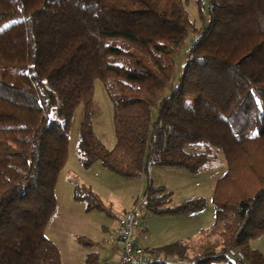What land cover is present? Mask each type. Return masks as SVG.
I'll return each mask as SVG.
<instances>
[{"label": "trees", "instance_id": "16d2710c", "mask_svg": "<svg viewBox=\"0 0 264 264\" xmlns=\"http://www.w3.org/2000/svg\"><path fill=\"white\" fill-rule=\"evenodd\" d=\"M95 80L112 104L111 149L92 128ZM78 107L84 169L99 162L128 180L150 164L194 174L223 154L213 223L157 252L190 264H264L250 246L264 235V0H0V264H62L44 231ZM168 196L149 186L146 210L176 216L205 205L170 206ZM73 199L104 210L84 185ZM229 247L244 259L226 258ZM83 264H100L97 252Z\"/></svg>", "mask_w": 264, "mask_h": 264}, {"label": "rangeland", "instance_id": "374dc122", "mask_svg": "<svg viewBox=\"0 0 264 264\" xmlns=\"http://www.w3.org/2000/svg\"><path fill=\"white\" fill-rule=\"evenodd\" d=\"M187 11L189 18L199 25L200 21L193 1L188 3ZM93 98L98 108V114L92 120L93 131L103 145L111 149L115 143L112 104L99 80L94 82ZM80 117L81 109L78 107L70 122L67 161L60 170L55 185V210L44 231L45 236L58 247L62 264H83L85 255L90 251L97 252L100 264H109V261L111 263L114 251L107 242L105 230L113 226L115 215L121 214L123 210H130L138 203L139 216L142 220L148 219L149 239L158 244V248L169 244L172 240L171 236L153 235L158 233L160 224L154 222L153 219L156 216L148 212L145 207L144 196L149 186L162 187L163 192L169 194L170 206L178 205L186 200L204 199L205 205L201 215L208 224L213 223L212 191L216 179L226 169L225 160L220 151L217 152L214 161L205 164L194 174L182 168L150 164L146 176L137 180H128L110 173L99 162L93 163L87 169L80 166L77 158ZM76 185L89 187L102 202L104 210L86 211L84 202L73 199ZM79 236L90 240L93 246L87 248L80 245L76 240ZM160 240L164 243H157ZM250 246L264 255V235L252 239ZM212 264L230 263L223 260Z\"/></svg>", "mask_w": 264, "mask_h": 264}, {"label": "built area", "instance_id": "2783aa9c", "mask_svg": "<svg viewBox=\"0 0 264 264\" xmlns=\"http://www.w3.org/2000/svg\"><path fill=\"white\" fill-rule=\"evenodd\" d=\"M138 206L139 203L119 217L116 226L107 233L108 244L117 250L112 264H190L181 257L150 251L135 243L134 232L141 224ZM224 256L232 260L244 259L234 247L227 248Z\"/></svg>", "mask_w": 264, "mask_h": 264}, {"label": "crops", "instance_id": "0c3cea01", "mask_svg": "<svg viewBox=\"0 0 264 264\" xmlns=\"http://www.w3.org/2000/svg\"><path fill=\"white\" fill-rule=\"evenodd\" d=\"M126 212H127L126 210H123L121 214L114 216L113 226L110 229H106L105 234H107L109 230H111L116 226L119 217H121ZM155 216L156 217L153 220L154 222L159 223L160 227L158 233H154L153 235H158V237L161 235H165L166 237L171 236L172 240L169 242V244L176 242L190 244L199 235V233L202 230L209 228L211 225V222H209L208 224V222H206V220L203 219L201 215V211L189 213V214L176 215V216H157V215ZM147 221L141 219L140 227L134 232V241L136 244L141 245L144 248L155 252L161 249V247L158 248L159 247L158 244H155L152 240L149 239L148 233L150 227H148ZM169 227L170 229L168 230ZM157 243H164V242L160 240ZM110 248L111 250L114 251V254L111 258L113 261L117 253V250L112 247ZM112 261L111 263L110 261L108 263L112 264Z\"/></svg>", "mask_w": 264, "mask_h": 264}]
</instances>
